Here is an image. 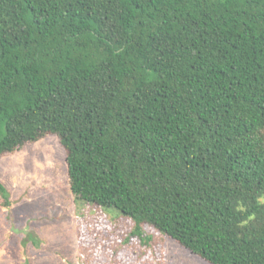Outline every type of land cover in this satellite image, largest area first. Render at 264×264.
<instances>
[{
  "label": "trees",
  "instance_id": "trees-1",
  "mask_svg": "<svg viewBox=\"0 0 264 264\" xmlns=\"http://www.w3.org/2000/svg\"><path fill=\"white\" fill-rule=\"evenodd\" d=\"M51 136L135 237L264 264V0H0V159Z\"/></svg>",
  "mask_w": 264,
  "mask_h": 264
},
{
  "label": "rangeland",
  "instance_id": "rangeland-1",
  "mask_svg": "<svg viewBox=\"0 0 264 264\" xmlns=\"http://www.w3.org/2000/svg\"><path fill=\"white\" fill-rule=\"evenodd\" d=\"M56 137L0 159V264H208L162 233L116 210L75 200ZM146 238V239H145Z\"/></svg>",
  "mask_w": 264,
  "mask_h": 264
}]
</instances>
